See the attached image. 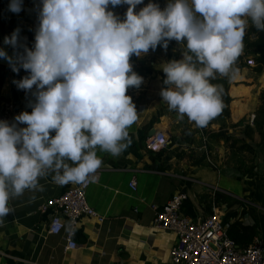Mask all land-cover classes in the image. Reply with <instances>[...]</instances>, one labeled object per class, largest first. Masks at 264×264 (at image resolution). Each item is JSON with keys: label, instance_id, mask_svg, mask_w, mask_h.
Masks as SVG:
<instances>
[{"label": "clouds", "instance_id": "9594fccd", "mask_svg": "<svg viewBox=\"0 0 264 264\" xmlns=\"http://www.w3.org/2000/svg\"><path fill=\"white\" fill-rule=\"evenodd\" d=\"M143 2L39 0L31 48L19 44V29L4 37L13 55L0 48V58L13 73H27L13 84L34 103L14 123L0 120V221L12 211L11 198L42 190L38 178L46 173L59 185L81 183L101 166L97 148L115 157L128 147L137 110L126 90L143 82L130 56L183 41V58L161 67L167 87L159 95L179 118L203 127L222 106V88L210 80L237 75L242 18L264 31V0H166L163 10L149 0L134 12ZM22 5L9 0L8 11ZM109 5H128L124 19Z\"/></svg>", "mask_w": 264, "mask_h": 264}, {"label": "crops", "instance_id": "0c3cea01", "mask_svg": "<svg viewBox=\"0 0 264 264\" xmlns=\"http://www.w3.org/2000/svg\"><path fill=\"white\" fill-rule=\"evenodd\" d=\"M163 64L166 63H152L150 68L142 66L145 74L138 75L143 82L139 88L126 90L137 110V120L128 128V147L115 157L99 148L96 150L102 163L91 176L87 198L100 219L80 221L76 236L78 249L66 250L67 228L58 236L48 233L51 212L42 213L41 208L46 201L79 183L59 185L52 179L54 174L48 172L38 178L42 190L26 189L9 200L12 211L0 221V264H171L169 254L177 237L154 227L157 211L173 195L185 193L188 200L182 214L194 220L203 219L211 203L214 171L184 169L176 173L161 156L146 150L152 131H166L171 140L176 138L179 147L186 148L197 146L199 139L206 137L186 116L179 118L162 101L159 93L167 87L163 83ZM19 79V74L0 65V101L31 112L25 91L13 84V80ZM231 98L233 103L238 99L233 95ZM248 110L242 104L239 113L235 111L239 117L235 115L234 122L244 121ZM207 142L218 147L222 141L213 137ZM133 180L137 182L135 191L130 187Z\"/></svg>", "mask_w": 264, "mask_h": 264}, {"label": "rangeland", "instance_id": "374dc122", "mask_svg": "<svg viewBox=\"0 0 264 264\" xmlns=\"http://www.w3.org/2000/svg\"><path fill=\"white\" fill-rule=\"evenodd\" d=\"M148 2L149 0H144L143 4L136 6L134 12H138ZM152 2L157 4L161 10L166 6V0H152ZM0 3V38L4 35H11L13 31H7L5 28L9 27L14 20L19 25V35L35 31L38 23L39 0H23L19 13L8 11L9 0H0ZM127 8L128 5L115 7L109 5L107 10L123 20ZM242 19L244 20L242 37L246 38L234 64L238 70L236 77L229 79L216 74L215 79L210 80V83L222 88V106L219 113L205 125L204 133L199 127L200 134H205L206 137L202 136V139H199L200 143L193 148L179 147L175 141L176 138L172 140L169 138L168 146L158 155L161 156V160L165 161L168 168L175 170L176 173L184 169L191 170V172L204 168L214 171L209 201L211 202L214 197L229 225L238 221L248 223L247 225L238 222L254 228L257 233L256 237H259L264 245V132L262 131L264 117L259 113L260 98L264 92V66L259 67L256 56L246 49V44L254 42L251 36L253 24L250 18L243 17ZM19 44L29 48L32 46V44L20 41ZM22 50L23 47L17 49L20 52ZM185 52L183 41L171 40L166 49L158 45L155 50L149 49L147 53H142L139 57L130 56L129 63L137 74H145L142 66L150 68L152 63L181 60ZM251 59L255 61L254 66H248V60ZM18 74L20 78L27 75L23 69ZM34 88L35 86L33 90ZM25 95L31 103H34L31 92H25ZM232 95L238 97L236 101L240 103L236 101L233 103ZM242 104L245 109H249L247 116L243 118L244 121L234 122L232 118L242 109ZM253 116L255 119L250 124V118ZM213 137L222 141L219 143L220 146L209 145L207 139Z\"/></svg>", "mask_w": 264, "mask_h": 264}, {"label": "built area", "instance_id": "2783aa9c", "mask_svg": "<svg viewBox=\"0 0 264 264\" xmlns=\"http://www.w3.org/2000/svg\"><path fill=\"white\" fill-rule=\"evenodd\" d=\"M253 59L248 66H254ZM21 112H28L10 102L0 101V120L14 123V117ZM255 116L250 118L253 123ZM18 127H26L24 124ZM169 136L166 131H156L148 137L146 150L150 154H160L168 146ZM91 177L77 184L61 195L52 198L42 206L41 212H51L48 233L58 236L67 228L65 235L66 250L78 249L76 236L78 225L83 218H99L98 213L90 206L87 193ZM136 190L137 182L130 184ZM188 195L178 193L168 203L158 209L154 227L161 231H170L176 235V244L171 249V264H264V245L255 237L248 245L237 244L229 234L220 205L212 198L207 215L201 220L190 219L182 214Z\"/></svg>", "mask_w": 264, "mask_h": 264}, {"label": "trees", "instance_id": "16d2710c", "mask_svg": "<svg viewBox=\"0 0 264 264\" xmlns=\"http://www.w3.org/2000/svg\"><path fill=\"white\" fill-rule=\"evenodd\" d=\"M0 14H1V9H0ZM9 29L11 31H14L15 29H19V25L17 24L15 20L12 21V23L9 26ZM251 36L253 37L254 42L252 44H246V49L251 51V53L256 56V62L258 63L259 67H263L264 66V31H258L253 26L251 29ZM245 38L246 37H242V42H241L242 47L245 44ZM18 40L20 42H26L28 44H33L34 32L28 31L26 33H22L21 35H19ZM242 47H241V50H242ZM29 96L31 97V95ZM260 101H261V106L259 109V113L264 117V92L261 94ZM200 128L202 129L204 133L205 126L200 127ZM262 131L264 132V124L262 127ZM237 142H239V140ZM245 147L248 148L246 145ZM229 234L231 238L239 245L251 244L257 235L256 230L254 228L247 227L238 222H233L229 226Z\"/></svg>", "mask_w": 264, "mask_h": 264}, {"label": "water", "instance_id": "95a60500", "mask_svg": "<svg viewBox=\"0 0 264 264\" xmlns=\"http://www.w3.org/2000/svg\"><path fill=\"white\" fill-rule=\"evenodd\" d=\"M3 41H4V37L0 41V48H2L6 52V54L8 56H12L13 55V51L11 50L10 46L5 45L3 43ZM0 65L10 68L9 63L6 60H4L3 58H0ZM11 72H12V70H11ZM154 134H155V131H152L150 133V136L149 137H152Z\"/></svg>", "mask_w": 264, "mask_h": 264}]
</instances>
